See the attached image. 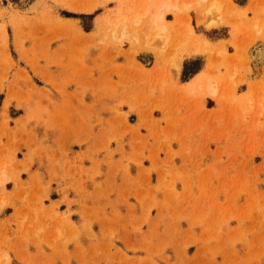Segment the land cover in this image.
Returning a JSON list of instances; mask_svg holds the SVG:
<instances>
[{
    "label": "rangeland",
    "instance_id": "1",
    "mask_svg": "<svg viewBox=\"0 0 264 264\" xmlns=\"http://www.w3.org/2000/svg\"><path fill=\"white\" fill-rule=\"evenodd\" d=\"M174 1L176 43L165 15L145 26L154 0H0V264H264V80L245 92V60L192 33L190 13L198 30L231 0ZM191 48L209 64L189 78ZM75 88L101 105L83 141L48 107ZM53 149L71 170L30 178Z\"/></svg>",
    "mask_w": 264,
    "mask_h": 264
},
{
    "label": "crops",
    "instance_id": "2",
    "mask_svg": "<svg viewBox=\"0 0 264 264\" xmlns=\"http://www.w3.org/2000/svg\"><path fill=\"white\" fill-rule=\"evenodd\" d=\"M231 8L233 10V14L228 16L227 18H222L220 21H216L213 19L212 21H216L215 23L206 26L204 23L200 24L202 26L201 29H196V22H195V16L189 15V25L192 29L193 35H196L198 39H201L203 37L206 40L207 47L209 50L217 51L219 48L226 49V52L229 55V58L231 60H245V65L249 67V70L247 71V74L245 73V76L248 75V72L251 70L252 77L250 79L245 78L243 81L246 84L245 92L248 90V84H255L254 81H262L264 80V0H231ZM172 12V11H169ZM176 12V11H173ZM165 15V14H164ZM165 18L167 21L172 23V27L175 31H173V42L176 43L179 41L180 38H182L181 34L179 33V30L176 26L182 25L183 26L187 24L186 17L179 16V15H171V17L168 18V14L165 15ZM168 18V19H167ZM193 20V22H192ZM210 18L206 20L208 22ZM199 26V25H198ZM187 31H190L187 28ZM202 41V40H201ZM189 52L186 54V58L183 59L181 66L183 65V62H189L193 61L194 59H198L201 57V60L199 65L192 70V75L189 78L194 77L197 73H200L204 68L207 69L208 62V56L206 57V54H201L195 49L191 48L188 49ZM150 54L149 52H145V54ZM153 58V56H152ZM215 59V58H214ZM137 60V59H136ZM210 60V59H209ZM138 61V60H137ZM124 63V61H120ZM154 58L152 59V62L144 67L148 70L151 69L153 66ZM143 64V62H141ZM199 68V69H198ZM197 69V70H196ZM196 70V71H195ZM208 70V69H207ZM195 71V72H194ZM194 72V73H193ZM190 73V74H191ZM244 90V89H243ZM6 99V95L4 93V97L1 101V108L4 100ZM54 99L53 102L49 103L48 107L51 112H54L57 114V112L62 110V112L65 115L70 116V119L66 117V119L62 120L61 126H59L56 131H63L64 138L68 134H74L76 137V140L83 141V134H82V126H80V116L85 112H93V109H99L101 108V105H94V102H96V98L91 99L88 97H83L82 92L80 89H73L72 91L67 90L63 93H57L56 97H52ZM87 99V100H86ZM206 100H211L209 97H205ZM55 102V103H54ZM109 100H104L101 102L102 106L111 109L113 107V103H110ZM23 115L22 113H19L16 117L11 118L12 122L14 123L11 128H14L16 135H19L21 133V130L16 126V123L14 120H16L18 117ZM38 133L41 132V129H36ZM81 132V133H80ZM62 133V134H63ZM61 134V135H62ZM37 137L39 138V135L37 134ZM64 138H60V143L64 141ZM38 139L36 140V142ZM95 140L91 139L90 146H95ZM49 145L53 148H56L59 146V141L57 139L52 140V142L49 143ZM84 148L87 146L86 144H83ZM54 151L56 152V149L51 150V154L44 156V164L43 168L38 169L37 166V158L33 159L34 162L30 165V172L29 177H36L38 171L40 170L43 174H45V171L47 170V173L49 174L51 171V167L55 166V158H60V165H62V169H59L61 172H66L68 170H71V168L67 165V162L64 159L63 155H59L52 159L54 157ZM83 151V150H82ZM81 152V151H80ZM79 152L73 154H70V161L71 159L75 158L76 155H78ZM49 160V161H47ZM96 161V160H95ZM94 161V162H95ZM59 165V166H60ZM59 167L58 165H56ZM68 169V170H67ZM94 189H100L99 185H95ZM96 192V190H95ZM94 192V193H95Z\"/></svg>",
    "mask_w": 264,
    "mask_h": 264
},
{
    "label": "bare ground",
    "instance_id": "3",
    "mask_svg": "<svg viewBox=\"0 0 264 264\" xmlns=\"http://www.w3.org/2000/svg\"><path fill=\"white\" fill-rule=\"evenodd\" d=\"M21 2H23V3H28V5H29V9H30V6L31 7H33L34 5L32 4L33 3V1H32V3H30L29 2V0H20ZM31 1V0H30ZM198 0H196V2H197ZM154 2H155V10H154V12H153V15H151L150 16V20H147V24L145 25V26H147V28L149 29V31L151 32L152 31V33H154L153 31H155L156 32V34H157V37H158V35H159V32L157 31V30H159V31H162L163 29H164V25H163V23H164V14L166 13V12H168V11H177V10H179V7H178V5H177V3L174 1V0H154ZM199 2V1H198ZM213 3H215V1H212ZM30 3V4H29ZM209 3H211V2H209ZM35 4V3H34ZM215 4H217V2L215 3ZM25 5V4H24ZM27 5V6H28ZM33 5V6H32ZM214 4H212L211 6H213ZM210 6V7H211ZM217 5H215V8L216 9H218L219 8V6H217ZM26 7V6H25ZM73 7V8H72ZM70 6L69 8L70 9H72V10H75V11H92V9L95 7V4H89V5H87V6H85V5H74V6ZM185 7L186 6H184V9H185ZM28 8L26 9V10H28ZM146 9V8H145ZM25 10V9H24ZM23 10V11H24ZM34 10V9H33ZM133 22H134V20H133ZM136 22V21H135ZM167 28V27H166ZM160 29H162V30H160ZM148 31V32H149ZM165 31V30H164ZM152 33H150L151 35H153ZM149 34V33H148ZM147 34V35H148ZM200 79V78H199ZM206 89H207V91L209 92V93H212L213 92V89H212V86L211 85H209L208 84V86L206 85Z\"/></svg>",
    "mask_w": 264,
    "mask_h": 264
},
{
    "label": "trees",
    "instance_id": "4",
    "mask_svg": "<svg viewBox=\"0 0 264 264\" xmlns=\"http://www.w3.org/2000/svg\"><path fill=\"white\" fill-rule=\"evenodd\" d=\"M195 72V71H194Z\"/></svg>",
    "mask_w": 264,
    "mask_h": 264
}]
</instances>
